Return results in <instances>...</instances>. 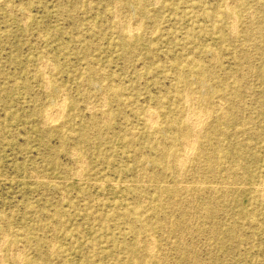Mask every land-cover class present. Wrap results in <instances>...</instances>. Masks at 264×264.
<instances>
[{"label": "rangeland", "instance_id": "374dc122", "mask_svg": "<svg viewBox=\"0 0 264 264\" xmlns=\"http://www.w3.org/2000/svg\"><path fill=\"white\" fill-rule=\"evenodd\" d=\"M227 1L0 0V264H264V0ZM127 32L133 40L122 46ZM58 104L59 120L45 125ZM149 112L158 117L150 130ZM198 116L207 120L182 170L171 156L152 163L173 123ZM214 146L216 154L200 155ZM209 202L215 214L203 217ZM126 208L143 224L123 216Z\"/></svg>", "mask_w": 264, "mask_h": 264}, {"label": "bare ground", "instance_id": "6f19581e", "mask_svg": "<svg viewBox=\"0 0 264 264\" xmlns=\"http://www.w3.org/2000/svg\"><path fill=\"white\" fill-rule=\"evenodd\" d=\"M116 1V3L115 4H117V0H115ZM225 1H227V0H225ZM234 1V0H233ZM232 1V2H233ZM236 1V0H235ZM258 1V0H257ZM257 1H255V2H257ZM114 2V1H113ZM157 2V1H156ZM155 2V3H156ZM158 2H159V0H158ZM232 2H231V5H232ZM75 3V2H74ZM120 3V2H119ZM118 3V4H119ZM155 3H154V5H155ZM225 3V2H224ZM228 3V1L226 2V4ZM114 4V5H115ZM117 4V5H118ZM151 4V3H150ZM226 4H224L225 6H226ZM229 4V3H228ZM257 4V3H256ZM113 5V6H114ZM257 5H259V3L257 4ZM8 6H10V5H8ZM89 6V5H88ZM162 6V5H161ZM160 6V8H162ZM231 7V6H230ZM234 7V6H233ZM227 8V7H226ZM229 8V7H228ZM227 8V9H228ZM232 8V7H231ZM260 8V7H259ZM9 9V8H8ZM223 9V8H222ZM226 9V10H227ZM261 9V8H260ZM12 10V9H11ZM11 10H9V12L11 11ZM18 10V9H17ZM121 11V10H120ZM119 11V12H120ZM123 11V10H122ZM231 12L233 11V9L232 10H230ZM261 11V10H260ZM15 12V11H14ZM117 12H118V10H117ZM124 12H125V10H124ZM250 12V11H249ZM128 13V12H127ZM156 13V12H155ZM234 13V12H233ZM252 13V12H251ZM250 13V14H251ZM119 14V13H118ZM168 14V13H167ZM249 14V13H248ZM253 14V13H252ZM259 14V13H258ZM260 14H261V12H260ZM27 15H28V13H27ZM26 15V16H27ZM114 15H116L115 13H114ZM121 15V14H120ZM130 15V14H129ZM263 15H264V13H263ZM122 16H125V14H122ZM122 16H121V18H122ZM127 16V15H126ZM141 16V15H140ZM159 16V15H158ZM245 16H247V15H245ZM254 16V15H253ZM23 17V16H22ZM21 17V18H22ZM116 17V16H115ZM131 17V16H130ZM177 17V16H176ZM250 17V16H249ZM28 18V17H27ZM117 18H119V17H117ZM128 18V17H127ZM138 18V17H137ZM136 18V19H137ZM142 18V17H141ZM230 18V17H229ZM251 18V17H250ZM255 18V17H254ZM25 19V18H24ZM126 19V18H125ZM135 19V18H134ZM135 19V20H136ZM232 19L234 20V18L232 17ZM237 19V18H236ZM112 20V19H111ZM143 20V19H142ZM152 20V19H151ZM232 20V21H233ZM22 21V20H21ZM26 21V20H25ZM130 21V20H129ZM134 21V20H133ZM139 21V20H138ZM141 21V20H140ZM246 21H248V20H246ZM23 22H24V20H23ZM118 22H121V21H118ZM136 22V21H135ZM229 22H230V19H229ZM233 22H235V21H233ZM245 22V21H244ZM253 22V21H252ZM125 23H126V21H125ZM134 23V22H133ZM138 23V22H137ZM173 23V22H172ZM227 23V22H226ZM247 23H249V24H251L250 22H247ZM23 24H25V23H23ZM120 24V23H119ZM122 24V23H121ZM120 24V25H121ZM136 24V23H135ZM144 24V23H143ZM145 24H146V22H145ZM89 25V24H88ZM87 25V26H88ZM128 25V24H127ZM230 25V24H229ZM255 25H256V23H255ZM24 26V25H23ZM140 26V25H139ZM151 26V25H150ZM231 26V25H230ZM234 26H236V25H234ZM124 26H122V28H123ZM133 27V26H132ZM153 27V26H152ZM155 27V26H154ZM251 27V26H250ZM119 28H120V26H119ZM137 28V27H136ZM125 29V28H124ZM124 29H122V30H124ZM134 29V27L132 28V30ZM137 29H139V28H137ZM201 29V28H200ZM234 29H236V28H233V30ZM245 29H247V28H245ZM256 29V28H255ZM135 30V29H134ZM144 30V29H143ZM151 30H152V28H151ZM230 30V29H229ZM252 30H254V29H252ZM128 31V30H127ZM129 31H130V29H129ZM138 31V30H137ZM231 31H232V29H231ZM230 31V32H231ZM247 31V30H246ZM260 31V30H259ZM123 32V31H122ZM154 32V31H153ZM97 33V32H96ZM125 33V32H124ZM131 33V32H130ZM144 33H146V32H144ZM148 33V32H147ZM150 33V32H149ZM157 33V32H156ZM159 33V32H158ZM157 33V34H158ZM98 34V33H97ZM255 34V33H254ZM149 35V34H148ZM152 35V34H151ZM150 35V36H151ZM230 35V34H229ZM247 35V34H246ZM249 35V34H248ZM250 35H252V32H251V34ZM257 36H258V34H256ZM144 36V35H143ZM255 36V35H254ZM264 36V35H263ZM121 37H123V38H126V40H127V43L126 44H122L121 43V45L122 46H127L132 40H133V37H131V36H128V32H127V35H125V34H123ZM131 37V38H130ZM259 37V36H258ZM44 38V37H43ZM147 38H148V36H147ZM232 38H234V35H233V37ZM143 39V38H142ZM230 40H231V38H230ZM255 40V39H254ZM256 40H257V38H256ZM145 41V40H144ZM142 42H143V40H142ZM246 42V41H245ZM208 43V42H207ZM257 43V42H256ZM261 45V44H260ZM264 46V45H263ZM77 48V47H76ZM248 49H249V47H247ZM261 48H263V47H261ZM243 49V48H242ZM164 50V49H163ZM93 51V50H92ZM245 51V50H244ZM254 51V50H253ZM235 52V51H234ZM248 52V51H247ZM256 52V51H255ZM258 52V51H257ZM44 53H46V52H44ZM43 53V54H44ZM133 53V52H132ZM172 53V52H171ZM206 53V52H205ZM252 53V52H251ZM247 54V53H246ZM257 54V53H256ZM259 54H260V52H259ZM207 55V54H206ZM233 55V54H232ZM236 55V54H235ZM255 55V54H254ZM134 56V55H133ZM214 56H216V55H214ZM213 56V57H214ZM247 56V55H246ZM261 56V55H260ZM263 56V55H262ZM204 57V56H203ZM89 58V57H88ZM166 58V57H165ZM243 58V57H242ZM254 58V57H253ZM257 58V57H256ZM213 59V58H212ZM211 59V61H213ZM241 59V58H240ZM42 60H43V58H42ZM190 60V59H189ZM236 60V59H235ZM252 60V59H251ZM261 60V59H260ZM44 61V60H43ZM43 61H41L42 63H43ZM196 61V60H195ZM215 61H217L216 59H215ZM231 61V60H230ZM240 61V60H239ZM247 61H249V60H247ZM253 61V60H252ZM37 62H39V61H37ZM41 62H39L41 65H42V63ZM46 62V61H45ZM48 62V61H47ZM170 63V62H169ZM213 63V62H212ZM215 63V62H214ZM44 64V63H43ZM48 64H50V63H48ZM252 64V63H251ZM40 65V66H41ZM52 65V64H51ZM214 65H216V64H214ZM242 65V64H241ZM37 66H38V64H37ZM43 66H45V65H43ZM53 66V65H52ZM122 66V65H121ZM210 66H212V64L210 65ZM243 66V65H242ZM249 66V65H248ZM250 67V66H249ZM50 68V67H49ZM53 68V67H52ZM95 68V67H94ZM123 68H124V66H123ZM248 68V67H247ZM42 69V68H41ZM51 69V68H50ZM151 69V68H150ZM211 69V68H210ZM252 69V68H251ZM44 70V69H43ZM54 70V69H53ZM80 70V69H79ZM104 70V69H103ZM247 70H249V68L247 69ZM38 71V70H37ZM50 71V70H49ZM71 71V70H70ZM84 71V70H83ZM100 71V70H99ZM106 71V70H105ZM219 71V70H218ZM74 72V71H73ZM82 72V71H81ZM85 72V71H84ZM83 72V73H84ZM98 72V71H97ZM209 72V71H208ZM213 72V71H212ZM252 72V71H251ZM43 73H44V71H43ZM42 73V74H43ZM245 73V72H244ZM247 73H250V72H247ZM45 74V73H44ZM43 74V75H44ZM72 74V73H71ZM98 75H99V73H98ZM141 75V74H140ZM209 75V74H208ZM245 75H246V73H245ZM97 76V75H96ZM191 76V75H190ZM211 76V74L209 75V77ZM234 76V75H233ZM43 77H45V75L43 76ZM100 77V76H99ZM248 77H249V75H248ZM196 78V77H195ZM80 79V78H79ZM105 79V78H104ZM198 79H200L199 77H198ZM41 80V79H40ZM44 80H46V79H44ZM100 80V79H99ZM226 80V79H225ZM240 80V79H239ZM249 80V79H248ZM195 81V80H194ZM18 82V81H17ZM41 82V81H40ZM47 82V80L45 81V83ZM85 82V81H84ZM198 82V81H197ZM201 82V84L202 85H204L205 84V82L204 81H200ZM241 82V81H240ZM244 83H245V80L243 81ZM249 82V81H248ZM44 83V84H45ZM58 83V82H57ZM83 83V82H82ZM82 83H80L81 85H82ZM105 83V82H104ZM227 83V82H226ZM43 84V83H42ZM46 84H49V83H46ZM84 84V83H83ZM106 84V83H105ZM194 84V83H193ZM96 85V84H95ZM102 85H103V83H102ZM106 85H108V84H106ZM244 85V84H243ZM248 85V84H247ZM43 86V85H42ZM47 86H49V85H47ZM85 86V85H84ZM97 86V85H96ZM46 87V86H45ZM100 87H101V85H100ZM107 87V86H106ZM105 87V88H106ZM212 87V86H211ZM242 87H244V86H242ZM247 87V86H246ZM250 87V86H249ZM81 88V87H80ZM86 88V87H85ZM85 88H84V90H85ZM190 88V87H189ZM44 89V91L46 90V88H43ZM103 89V88H102ZM247 89V88H246ZM42 90V89H41ZM82 90H83V87H82ZM82 90H81V94H82ZM204 90V89H203ZM202 90V91H203ZM247 90H250V89H247ZM57 91V90H56ZM87 91V90H86ZM192 91V90H191ZM102 92V91H101ZM106 92V91H105ZM105 92H103V93H105ZM187 92V91H186ZM185 92V93H186ZM188 92H190V91H188ZM64 93V92H63ZM83 93H84V91H83ZM87 93V92H86ZM249 93H250V91H249ZM60 94V93H59ZM102 94V93H101ZM107 94V93H106ZM191 94V93H190ZM218 94V93H217ZM245 94V93H244ZM247 94V93H246ZM83 95V94H82ZM89 95V94H88ZM94 95V94H93ZM96 95V94H95ZM195 95V94H194ZM197 95V94H196ZM214 95V94H213ZM63 96V95H62ZM90 96V95H89ZM88 96V97H89ZM102 96V95H101ZM100 96V97H101ZM184 96H185V94H184ZM207 96V95H206ZM60 97V96H59ZM58 97V98H59ZM65 97V95L63 96V99H65L64 98ZM93 97V96H92ZM196 97V96H195ZM219 97H220V95H219ZM219 97H217V100H219L220 101V99H222V98H220L219 99ZM57 98V97H56ZM90 98V97H89ZM89 98H88V100H89ZM94 98V97H93ZM98 97H96V99H97ZM105 98V97H104ZM188 98V97H187ZM55 99V98H54ZM59 99H61V98H59ZM86 99H87V96H86ZM100 99V98H99ZM98 99V100H99ZM181 99V98H180ZM194 99V98H193ZM192 99V100H193ZM196 99V98H195ZM209 99V98H208ZM85 100V99H84ZM92 100V99H91ZM90 100V101H91ZM102 100V99H101ZM104 100V99H103ZM188 100V99H187ZM191 100V101H192ZM57 101V100H56ZM55 101V102H56ZM59 101V100H58ZM58 101H57V103H58ZM61 101V100H60ZM63 101V100H62ZM61 101V102H62ZM64 101H66V100H64ZM63 101V102H64ZM96 100H94V102H95ZM197 101H199V100H197ZM207 101V100H206ZM219 101H217L218 102V104H219ZM224 101V100H223ZM258 101V100H257ZM60 102V103H61ZM98 102V101H97ZM106 102V101H105ZM187 102V101H186ZM238 102H239V100H238ZM99 103V102H98ZM192 103H193V101H192ZM208 103V102H207ZM213 103H214V101H213ZM220 103H222V102H220ZM84 104H86V103H84ZM88 104H91V103H88ZM87 104V105H88ZM93 104V103H92ZM101 104H103V103H101ZM184 104H188V103H184ZM194 104V103H193ZM193 104H191L190 105V107H192V105ZM200 104V103H199ZM217 104V103H216ZM64 105V104H63ZM63 105H61V104H58L56 107H51V108H49L48 110H47V112H46V114H45V109H44V114H45V116H43V118H42V120L44 121V124L45 125H49V124H54V122L56 121L57 122V120H59V117H60V113H61V107L63 106ZM105 105V104H104ZM203 105V104H202ZM249 105V104H248ZM46 106V105H45ZM50 106V105H49ZM54 106V105H53ZM89 106V105H88ZM90 106H92V105H90ZM94 106V105H93ZM100 106V105H99ZM99 106H97L96 105V108L97 107H99ZM103 106V105H102ZM101 106V107H102ZM119 106V105H118ZM197 106V105H196ZM206 106V105H205ZM216 106V105H215ZM218 106V105H217ZM85 107H87V106H85ZM105 107V106H104ZM186 107H188V105L186 106ZM194 107H195V105H194ZM194 107L192 108V109H194ZM202 107V106H201ZM203 107H204V105H203ZM210 107V106H209ZM224 107V106H223ZM222 107V108H223ZM47 108V107H46ZM63 108H65V106L63 107ZM62 108V109H63ZM199 108V107H198ZM197 108V109H198ZM211 108V107H210ZM215 108V107H214ZM217 108V107H216ZM250 108V107H249ZM94 109V108H93ZM101 109V108H100ZM150 109V108H149ZM191 109V110H192ZM209 109V108H208ZM208 109H207V111H208ZM213 109V108H212ZM97 110H98V108H97ZM187 110V109H186ZM204 110H206V108L204 107ZM214 110V109H213ZM212 110V111H213ZM217 111H218V108L216 109ZM215 110V111H216ZM62 111H64V110H62ZM89 111H91V109L90 110H88V112ZM193 112H194V110H192ZM196 111H198V110H196ZM202 111V110H201ZM206 111V112H207ZM216 111V112H217ZM250 111V110H249ZM98 112V111H97ZM151 112V111H150ZM148 113V114H145V115H147V120H148V123H149V126L147 127V129L148 130H150L151 128H152V126H153V124L155 123V121L157 122V120H154V119H156V118H154V116L151 114V113ZM154 112V111H153ZM192 112V113H193ZM203 112V111H202ZM210 112V111H209ZM209 112H207V113H209ZM216 112H214L213 111V113H216ZM185 113H187V112H185ZM191 113V114H192ZM198 113H199V111H198ZM227 113H228V111H226V110H224L221 114V117L220 118H218V119H222V118H225V115H227ZM92 114V113H91ZM101 115H102V111H101V113H100ZM99 114V115H100ZM105 114V116H106V112L104 113ZM108 114V113H107ZM121 114V113H120ZM154 114H156V111L154 112ZM190 114V115H191ZM197 114V113H196ZM200 114V113H199ZM202 114V113H201ZM200 114V115H201ZM204 114H205V111H204ZM157 115V114H156ZM214 115V114H213ZM212 115V116H213ZM38 116V115H37ZM108 116V115H107ZM185 116V115H184ZM192 116V115H191ZM194 116V115H193ZM197 116V115H196ZM90 117V116H89ZM101 117V116H100ZM99 117V118H100ZM141 117V116H140ZM146 117V116H145ZM155 117H157V116H155ZM189 117V116H188ZM205 120H207V118H205L204 116H202ZM207 117V116H206ZM209 117V116H208ZM252 117V116H251ZM102 118V117H101ZM100 118V120L101 121H103L102 119ZM109 118V117H108ZM158 118V117H157ZM185 118L187 119V117L185 116ZM190 119H191V117H189ZM201 119V117H199L198 116V119H196V120H193V121H191L190 123H188V124H186V123H184V122H182L181 124L182 125H177L178 123H173V127H175V128H178L175 132H174V134H172V135H170V133H166L165 134V138L163 139V140H159V141H157L156 142V144L158 143V142H160V143H158L157 145H156V147H157V149H158V155L156 156V157H153V158H151V162L152 163H155V164H161V162H162V160H163V158H166L167 156H171V157H173L174 158V161H176V167L174 166V169L176 170L177 169V171L178 172H180L181 170H182V167L185 165V162L190 158V156L192 155V153H193V150L195 149V145H194V140H195V138H193V140H192V137H194L195 135L197 136V134L198 133H200V131L203 129H200L201 127H202V125H203V123H204V119ZM254 118V117H253ZM40 119V118H39ZM213 119H214V117H213ZM242 119V118H241ZM107 121H108V119H106ZM146 120V121H147ZM189 120V119H188ZM215 120V119H214ZM245 120V119H244ZM253 120V119H252ZM100 121V122H101ZM185 121H187V120H185ZM86 122V121H85ZM93 123H92V125H97L98 126V123H97V120H93L92 121ZM104 122H105V120H104ZM228 122V121H227ZM254 122V121H253ZM146 123V122H145ZM208 123H210V122H208ZM241 123H242V121H241ZM100 124H102V123H100ZM99 124V125H100ZM104 124V123H103ZM41 125H42V123H41ZM156 125V124H155ZM211 126V125H210ZM241 126V125H240ZM43 127V126H42ZM99 127H101V125L99 126ZM161 127V126H160ZM159 126H156L155 128H153V131H160L161 130V128H160ZM52 128H53V126H52ZM168 129H169V127H168ZM206 129V128H205ZM264 129V128H263ZM95 130V129H94ZM98 130V129H97ZM97 130H95V131H97ZM100 130V129H99ZM98 130V131H99ZM136 130V129H135ZM234 130V129H233ZM236 130V129H235ZM239 130V129H238ZM103 131V130H102ZM124 131V130H123ZM241 131V130H240ZM93 132V131H92ZM129 132V131H128ZM203 132H204V130H203ZM208 132V131H207ZM256 132V131H255ZM85 133V131H83V133L82 134H84ZM129 133H131V132H129ZM138 133H139V131H138ZM147 133H149V134H152V133H150V132H147ZM233 133V132H232ZM236 133H237V131H236ZM244 133V132H243ZM242 133V134H243ZM82 134H81V137H82ZM95 134H97V133H95ZM99 134V133H98ZM261 134V133H260ZM71 135H73V134H71ZM93 135V134H92ZM91 135V136H92ZM156 135V134H155ZM205 135V134H204ZM107 136V135H106ZM133 136V135H132ZM138 136V135H137ZM74 137V136H73ZM90 137V136H89ZM112 137V136H111ZM130 137H131V135H130ZM136 136H134V137H132V138H135ZM148 137H150V135H148ZM158 137V136H157ZM230 137V136H229ZM239 137V136H238ZM243 137V136H242ZM203 138L204 137H202V139H201V141L203 140ZM234 138V137H233ZM90 139V138H89ZM117 139V138H116ZM149 139V138H148ZM205 139V138H204ZM155 140V139H154ZM156 140H157V138H156ZM218 140V139H217ZM223 140V139H222ZM97 141V140H96ZM101 141V140H100ZM208 141V140H207ZM258 142H259V140H257ZM163 142H165V143H163ZM178 143L179 142V144H178V146L180 145V144H182V149L180 150L179 149V147L177 146V145H175V143ZM84 143V142H83ZM87 143V142H86ZM93 143V142H92ZM149 143V142H148ZM222 143V142H221ZM233 143V142H232ZM252 143V142H251ZM75 144V143H74ZM131 144V143H130ZM155 144V143H154ZM153 143H152V145H154ZM196 144V143H195ZM90 145H91V143H90ZM148 145H151L150 143L148 144ZM199 145V144H198ZM204 145V144H203ZM252 145V144H251ZM254 145V144H253ZM92 146V145H91ZM250 146V145H249ZM71 147V146H70ZM149 147V146H148ZM207 147H208V145H207ZM152 148V147H151ZM198 148H199V146H198ZM176 149V150H175ZM178 149L180 150V151H178ZM72 151H73V149H71ZM70 150V151H71ZM74 150H76V149H74ZM71 151V152H72ZM89 151V150H88ZM74 152V151H73ZM207 152L208 153H210V154H216L217 152H218V146H214L213 148L211 147V149L210 150H206V149H202V150H200V155H205V156H207ZM69 153V152H68ZM148 154V153H147ZM195 154V153H194ZM198 154V153H197ZM210 154L208 155V158H207V161H208V165H211L212 163V161H211V156H210ZM232 154V153H231ZM73 155H75L76 156V152L73 154ZM78 155V154H77ZM140 155V154H139ZM141 156V155H140ZM195 156V155H194ZM197 156V155H196ZM195 156V157H196ZM72 157V156H71ZM139 157V156H138ZM79 158V157H78ZM81 158H83V157H81ZM168 158V157H167ZM89 159V158H88ZM137 159V158H136ZM195 159V158H194ZM201 159H202V157H201ZM238 159V158H237ZM79 160V159H78ZM77 160V161H78ZM85 160V159H84ZM190 160H191V158H190ZM197 160V159H196ZM82 161V160H81ZM174 161H173V164H174ZM189 161V160H188ZM194 161V160H193ZM79 162V161H78ZM138 162H139V160H138ZM75 164H77V166L76 167H78V163L77 162H74ZM73 163V164H74ZM82 163V162H81ZM141 163V162H140ZM199 163V160H198V162H197V164ZM203 163V162H202ZM201 163V164H202ZM239 163H240V160H239ZM193 164H194V162H193ZM226 163H224V165H225ZM242 164V163H241ZM83 165V164H82ZM84 165H85V168H86V164H85V162H84ZM203 165H205V164H203ZM218 165V164H217ZM216 165V166H217ZM227 165V164H226ZM145 166V165H144ZM173 166V165H172ZM195 166H196V164H195ZM216 166H214V169H215V167ZM239 166V165H238ZM74 167V166H73ZM75 167V168H76ZM187 167V166H186ZM211 167V166H210ZM210 167H208V168H210ZM227 167H228V165H227ZM227 167H225V168H227ZM231 167V166H230ZM74 168V169H75ZM78 168H80V167H78ZM173 168V167H172ZM188 168H189V166H188ZM196 168V167H195ZM204 168H205V166H204ZM240 168V167H239ZM152 169V168H151ZM163 169V168H162ZM174 169H173V171H174ZM186 169V168H185ZM190 169V168H189ZM197 169H199L198 168V166H197ZM242 169V168H241ZM240 169V170H241ZM79 170V169H78ZM78 170L77 171H75V170H72V171H75V172H78ZM84 170V169H83ZM147 170V169H146ZM153 170V169H152ZM157 170V169H156ZM187 170V169H186ZM240 170H239V172H240ZM244 170V169H243ZM242 170V171H243ZM81 171H82V169H81ZM185 171V170H184ZM197 172H198V170H196ZM80 172V171H79ZM116 172V171H115ZM142 172H143V169H142ZM141 172V173H142ZM151 172V171H150ZM158 172H160V171H158ZM195 172V171H194ZM230 172V171H229ZM232 172V171H231ZM72 173L73 172H71V175H72ZM138 173V172H137ZM182 173V172H181ZM185 173H187V172H184L183 174H185ZM191 173V172H190ZM242 173V172H241ZM240 173V174H241ZM77 173H75V175H76ZM80 174V173H79ZM146 174V173H145ZM162 174H164V173H162ZM176 174V173H175ZM197 174V173H196ZM201 174V173H200ZM204 174V173H203ZM215 174H217V172L215 173ZM226 174V173H225ZM235 174V173H234ZM238 173H236V175H237ZM31 175H33V173L31 174ZM63 175V174H62ZM65 175V174H64ZM70 175V174H69ZM138 175V174H137ZM140 175V174H139ZM143 175V174H142ZM150 175V174H149ZM149 175H147V176H149ZM165 175V174H164ZM163 175V176H164ZM198 175V174H197ZM210 175V174H209ZM212 175V174H211ZM229 175V174H228ZM232 175V174H231ZM235 175V176H236ZM68 176V175H67ZM77 176V175H76ZM146 176V177H147ZM180 176H181V174H180ZM183 176V175H182ZM186 176V175H185ZM188 176H190V175H188ZM233 176V175H232ZM234 176V177H235ZM35 177V176H34ZM74 177V176H73ZM79 177H80V175H79ZM137 177H140V176H137ZM136 177V178H137ZM179 176H178V174H177V178H178ZM191 177V176H190ZM83 178V177H82ZM145 178V177H144ZM148 178H150V177H148ZM176 178V177H175ZM174 179V180H178V179ZM183 178H185L184 176H183ZM203 178V177H202ZM202 178H198L199 180H201ZM205 178V177H204ZM217 178V177H216ZM236 178V177H235ZM239 178V177H238ZM241 178V177H240ZM33 179H35L36 180V178H33ZM138 179V178H137ZM142 179V178H141ZM181 179V178H180ZM230 179H231V177H230ZM234 179V178H233ZM134 180V182L136 183V184H139V183H137V181L139 182V180H135V179H133ZM143 180V179H142ZM184 180V179H183ZM186 180H187V178H186ZM203 180V179H202ZM212 180H215V178H213ZM212 180H211V182H212ZM243 180V179H242ZM46 181V180H45ZM119 181V180H118ZM145 181V180H144ZM194 181V180H193ZM197 181V180H196ZM231 180H229V182H230ZM241 181V180H240ZM65 182V181H64ZM67 182V181H66ZM179 182V181H178ZM189 182H191V181H189ZM200 182H202V181H200ZM143 183V182H142ZM142 183H141V185H142ZM144 183H146V182H144ZM147 183H148V185H149V181H147ZM158 183V182H157ZM180 183H181V181H180ZM194 183V182H193ZM195 183H197V182H195ZM218 183V182H217ZM239 183V182H238ZM115 184V183H114ZM191 186H193V184H191V183H189ZM200 184V183H199ZM229 184V183H228ZM241 184H243L242 183V181H241ZM63 185V184H62ZM127 185V184H126ZM144 185V184H143ZM171 185V184H170ZM179 185V184H178ZM182 185L184 186V183H182ZM197 185H198V183H197ZM202 185V184H201ZM230 185H231V183H230ZM236 185V184H235ZM100 186V185H99ZM171 186H173V185H171ZM180 186V185H179ZM188 186V185H187ZM195 186V185H194ZM210 186V185H209ZM212 186V185H211ZM216 186V185H215ZM225 186H226V184H225ZM224 186V187H225ZM263 186V185H262ZM144 187V186H143ZM222 187H223V184H222ZM238 187V186H237ZM186 188V187H185ZM196 188V187H195ZM204 188V187H203ZM202 188V189H203ZM211 188V187H210ZM227 188V187H226ZM245 188V187H244ZM259 188V187H258ZM143 189V188H142ZM178 189H179V187H178ZM197 189V188H196ZM205 189V188H204ZM208 189V188H207ZM213 189V188H212ZM215 189V188H214ZM213 189V190H214ZM224 189V188H223ZM229 189V188H228ZM262 189V188H261ZM154 190H155V188H154ZM157 190V189H156ZM164 190H166V191H169V190H171V189H169V188H167V187H165V189ZM185 191L187 190V189H184ZM222 190V189H221ZM226 190V189H225ZM126 191V190H125ZM147 191V190H146ZM193 190H191V192H192ZM202 191V190H201ZM200 191V192H201ZM209 191H210V189H209ZM208 191V192H209ZM233 191V190H232ZM199 192V191H198ZM212 192V190L210 191V193ZM225 192V191H224ZM231 192V191H230ZM237 192V191H236ZM153 193V192H152ZM207 193V192H206ZM217 193H219V192H217ZM221 193V192H220ZM232 193V192H231ZM261 193H262V190H261ZM261 193L259 194V195H261ZM61 194H63V192L61 193ZM60 194V195H61ZM174 194H176V190L174 191ZM181 194H182V191H181ZM192 194V196L194 197V194H196L197 195V193H191ZM222 194V193H221ZM228 194V193H227ZM263 195H264V193H262ZM200 195H202V194H200ZM207 195V194H206ZM223 195H225V199H227L226 200V202H228V197H229V195L227 196V198H226V192H225V194H223ZM232 195V194H231ZM131 196V195H130ZM136 196V195H135ZM182 196H183V194H182ZM215 196V195H214ZM213 196V197H214ZM217 196V195H216ZM262 196V195H261ZM261 196H260V198H261ZM61 197V196H60ZM180 197H181V195H180ZM184 197V196H183ZM190 196H188V198H189ZM196 197V196H195ZM200 197V196H199ZM231 197V196H230ZM234 197V196H233ZM264 197V196H263ZM65 198V197H64ZM135 198V197H134ZM187 198V197H186ZM186 198L185 199H183V200H186ZM187 198V199H188ZM191 198V197H190ZM205 198V197H204ZM215 198H217V197H215ZM214 198V199H215ZM143 199V198H142ZM179 199V198H178ZM192 200H193V202H194V199L193 198H191ZM213 199V200H214ZM138 200V199H137ZM166 200V199H165ZM175 200V199H174ZM173 200V201H174ZM189 200V199H188ZM192 200H190V201H192ZM211 200V199H210ZM217 200V199H216ZM219 200V199H218ZM224 200V199H223ZM232 200V199H231ZM262 200V199H261ZM264 200V199H263ZM170 201H171V199H170ZM190 201H188V202H190ZM197 201V200H196ZM141 202V201H140ZM179 202H181V200L179 201ZM178 202V203H179ZM188 202H186V203H188ZM216 202V201H215ZM263 202V201H262ZM142 203V202H141ZM177 203V204H178ZM182 203V202H181ZM223 203H224V201H223ZM230 203H232L231 201H230ZM144 204H145V201H144ZM153 204V203H152ZM172 204V203H171ZM175 204V203H174ZM229 204V203H228ZM182 205V204H181ZM189 205V204H188ZM191 205V204H190ZM195 205V204H194ZM193 205V206H194ZM227 205V204H226ZM135 206V205H134ZM141 206V205H140ZM196 206V205H195ZM194 206V207H195ZM174 207H176V208H174V211H175V209H177V206H174ZM201 207V206H200ZM173 208V207H172ZM198 208V207H197ZM214 209H215V211H216V208L213 206V203L212 202H209V203H207L202 209H201V211L203 210V212L202 213H204L203 214V217H204V215L206 214V216L208 217V216H212V213H213V211H214ZM189 210V209H188ZM159 211V210H158ZM166 211V210H165ZM191 211H192V208H191ZM200 211V210H199ZM217 211H219V210H217ZM173 212V211H172ZM189 212H190V210H189ZM193 212V211H192ZM220 212H221V210H220ZM121 213H124L123 214V216H128V215H130L132 218H134V220L132 221V223L134 224V223H136V222H140V223H142L144 220H143V218H141V216L140 217H138V216H136V214H139V212H137V211H135V209L134 210H132V209H124V210H121ZM160 213V212H159ZM176 213V212H175ZM182 213V212H181ZM196 213V212H195ZM189 214V213H188ZM213 214H215V213H213ZM218 214V213H217ZM95 214H93V216H94ZM172 215H174V214H172ZM183 215H186V213H183ZM193 215V214H192ZM192 215H191V217L190 218H192ZM199 215H201V214H199ZM226 214H224V216H225ZM164 216V215H163ZM169 216H170V214H169ZM178 216V215H177ZM215 216V215H214ZM223 216V215H222ZM162 217V216H161ZM171 217V216H170ZM195 217V216H194ZM206 217V218H207ZM167 218V217H166ZM196 218V217H195ZM194 218V219H195ZM202 218V217H201ZM222 218V217H221ZM225 218V217H224ZM128 219H131V218H129L128 217ZM149 219V218H148ZM168 219V218H167ZM237 219V218H236ZM3 220V219H2ZM189 220H191V219H189ZM198 220H200V219H198ZM203 220H205V219H202V221ZM93 221V220H92ZM150 221V220H149ZM188 221V220H187ZM249 221H251V220H249ZM6 222H7V220H6ZM35 222V221H34ZM160 223H161V221H159ZM170 222V221H169ZM176 222V221H175ZM190 222V221H189ZM192 222H195V221H193L192 220ZM191 222V223H192ZM1 223V222H0ZM167 223H168V221H167ZM172 223V222H171ZM184 223H187V222H184ZM195 223H197V222H195ZM250 223V222H249ZM143 224V223H142ZM158 224V223H157ZM188 224V223H187ZM252 224V223H251ZM250 224V225H251ZM254 224V223H253ZM51 225V224H50ZM131 225L132 224H130V226H129V229H130V232H131ZM168 226H169V224H167ZM166 225V226H167ZM181 225H183V224H181ZM185 225V224H184ZM201 225H203V224H201ZM256 225V224H255ZM140 226V225H139ZM175 226V225H174ZM179 226V225H178ZM177 226V227H178ZM186 226V225H185ZM210 226H211V224H210ZM42 227V226H41ZM149 227V226H148ZM187 227H189V226H187ZM186 227V228H187ZM192 227V226H191ZM190 227V228H191ZM215 227V226H214ZM218 227V226H217ZM252 227V226H251ZM37 228V227H36ZM43 228H45V227H43ZM51 228V227H50ZM55 227H53V229H52V231H54L55 229H54ZM184 228V227H183ZM194 228V227H193ZM204 228H205V226H204ZM40 229V228H39ZM140 229V228H139ZM185 229V228H184ZM189 229V228H188ZM201 229V228H200ZM232 229V228H231ZM41 230V229H40ZM169 230V229H168ZM186 230V229H185ZM218 230V229H217ZM250 230H252V229H250ZM60 231V230H59ZM151 231V230H150ZM166 231H167V229H166ZM165 231V232H166ZM189 231V230H188ZM190 231H192V230H190ZM199 231V230H198ZM208 231H210V230H208ZM232 231V230H231ZM4 232V231H3ZM6 232V231H5ZM16 232V231H15ZM132 232H133V234L135 235V238L137 239H139L140 237V235L138 234V231L137 230H133L132 229ZM179 232V231H178ZM181 232V231H180ZM197 232V231H196ZM218 232V231H217ZM0 233H2V231L0 232ZM52 233H54V232H52ZM126 233V232H125ZM149 233V232H148ZM186 233H187V231H186ZM189 233V232H188ZM203 233V232H202ZM205 233V232H204ZM207 233V232H206ZM211 233L213 234V233H215V230H211ZM166 234H167V232H166ZM181 234V233H180ZM190 234V233H189ZM193 234H194V231H193ZM219 234V233H218ZM218 234H217V237H218ZM1 235V234H0ZM3 235V234H2ZM7 235V234H6ZM5 235V236H6ZM23 235V234H22ZM139 235V236H138ZM184 235H185V233H184ZM205 236H206V234H204ZM222 235V234H221ZM249 235V234H248ZM151 236V235H150ZM180 236V235H179ZM209 235H207V237H208ZM7 237V236H6ZM19 237V236H18ZM152 237V236H151ZM182 237H184V236H182ZM181 237V238H182ZM216 237V236H215ZM216 237V238H217ZM236 237V236H235ZM72 238V237H71ZM145 238V237H144ZM185 238V237H184ZM184 238H182V239H184ZM219 238V237H218ZM0 239L2 240V238H1V236H0ZM137 239V240H138ZM142 239V238H141ZM180 240V241H183V240ZM206 239H208V238H206ZM236 239V238H235ZM52 240H54V239H52ZM147 240V239H146ZM151 240V239H150ZM217 240V239H216ZM47 241V240H46ZM55 241V240H54ZM143 241V240H142ZM186 241V240H185ZM211 241V240H210ZM6 242V238H5V241H3V243L2 244H4ZM51 242V241H50ZM53 242V241H52ZM57 242V241H56ZM74 242V241H73ZM184 242V241H183ZM208 242V241H207ZM71 243V242H70ZM146 243H147V241H146ZM153 243H155V240L153 239ZM181 244L180 245H182V242H180ZM138 244H140V241H139V243ZM150 244V243H149ZM149 244H147V245H149ZM174 244V243H173ZM246 244V243H245ZM11 245V244H10ZM19 245V244H18ZM155 245V244H154ZM184 245V244H183ZM182 245V246H183ZM192 245V244H191ZM215 245V244H214ZM2 246V245H1ZM51 246V245H50ZM53 246H54V244H53ZM139 246V245H138ZM137 246V247H138ZM153 246V245H152ZM187 247L189 246V243L186 245ZM241 246V245H240ZM12 247V246H11ZM27 247H28V245H27ZM49 247V246H48ZM52 247V246H51ZM192 247V246H191ZM190 247V248H191ZM206 247H207V245H206ZM1 248V247H0ZM21 248H23V247H21ZM21 248L19 249V250H21ZM125 248H128V249H130L131 247H129V246H125ZM150 248V247H149ZM149 248H148V250H149ZM180 248H182V247H180ZM179 248V249H180ZM189 248V247H188ZM208 248V247H207ZM228 248V247H227ZM12 249H14V246H13V248ZM11 249V250H12ZM147 249V248H146ZM211 249V248H210ZM219 249V248H218ZM10 250V251H11ZM18 250V249H17ZM18 250V251H19ZM25 250V249H24ZM27 250V249H26ZM25 250V251H26ZM48 250H49V248H48ZM50 250H52V249H50ZM150 250H153V249H150ZM182 250V249H181ZM190 250H192V249H190ZM195 250H196V248H195ZM208 250V249H207ZM23 251V250H22ZM178 251H180V250H178ZM183 251V250H182ZM193 251V250H192ZM13 252H15V251H13ZM12 252V253H13ZM49 252L50 251H48V254H49ZM148 252V251H147ZM152 252V251H151ZM194 252V251H193ZM216 252H217V250H216ZM20 253V252H19ZM18 252L16 253V254H19ZM148 253H150V252H148ZM21 254V253H20ZM20 254H19V257H20ZM180 255H181V253H179ZM191 254H195V252L194 253H191ZM11 255H13V254H11ZM10 255V256H11ZM15 255V254H14ZM53 255V254H52ZM55 255V254H54ZM140 255H142V254H140ZM177 256H179L178 254H176ZM196 255H197V253H196ZM153 256V255H152ZM190 256V255H189ZM194 256V255H193ZM15 257V256H14ZM190 257H192V255L190 256ZM189 257V259H191ZM196 257V256H195ZM1 258H2V256H1ZM10 259V258H9ZM150 259V258H149ZM157 259V258H156ZM188 259V260H189ZM194 259H196V258H194ZM198 259V258H197ZM13 260H15V259H13ZM20 260V259H19ZM139 260H141L140 258H139ZM192 260H193V257H192ZM200 260V259H199ZM2 260H0V262H1ZM11 261V260H10ZM16 261V260H15ZM39 261V260H38ZM191 261V260H190ZM190 261H188V262H190ZM17 262H19V261H17ZM16 262V263H17ZM54 262V261H53ZM143 262V261H142ZM194 262H195V260H194ZM215 262V261H214ZM20 263H21V261H20ZM58 263H59V261H58ZM191 263H192V261H191ZM201 263V262H200ZM189 264V263H188ZM194 264H196V263H194ZM199 264V263H198Z\"/></svg>", "mask_w": 264, "mask_h": 264}]
</instances>
